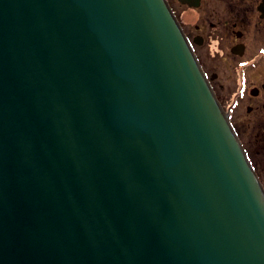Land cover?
Returning a JSON list of instances; mask_svg holds the SVG:
<instances>
[{"label": "water", "instance_id": "obj_1", "mask_svg": "<svg viewBox=\"0 0 264 264\" xmlns=\"http://www.w3.org/2000/svg\"><path fill=\"white\" fill-rule=\"evenodd\" d=\"M0 264H264V187L167 0H0Z\"/></svg>", "mask_w": 264, "mask_h": 264}, {"label": "flooded vegetation", "instance_id": "obj_2", "mask_svg": "<svg viewBox=\"0 0 264 264\" xmlns=\"http://www.w3.org/2000/svg\"><path fill=\"white\" fill-rule=\"evenodd\" d=\"M167 2L219 102L218 91L231 95L222 107L255 171L257 157L264 160V0Z\"/></svg>", "mask_w": 264, "mask_h": 264}, {"label": "rangeland", "instance_id": "obj_3", "mask_svg": "<svg viewBox=\"0 0 264 264\" xmlns=\"http://www.w3.org/2000/svg\"><path fill=\"white\" fill-rule=\"evenodd\" d=\"M177 9H178V13H179V15H180V17H181V20H184V18H185V16H186V11H185V9H183L182 7H180V6H177ZM199 53V52H198ZM200 54V53H199ZM200 57H201V55H200ZM229 84V83H228ZM216 91H218L217 89H216ZM222 94H224L223 93V89H222V91H221V94H220V92L218 91V95H219V97L221 98V102L222 103H220L221 105L222 104H227L226 106H225V108L230 104V102L232 101V99H231V95H228V94H224V95H222ZM223 106V105H222ZM247 141V140H246ZM248 142V144H249V147H252L251 145H252V143H251V141H247ZM246 144V143H245ZM257 167L255 168V171H256V173H257V175H258V177H259V179H260V181L262 182V184H263V186H264V160H263V158L261 157V155L260 156H258L257 157Z\"/></svg>", "mask_w": 264, "mask_h": 264}]
</instances>
